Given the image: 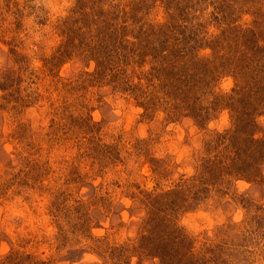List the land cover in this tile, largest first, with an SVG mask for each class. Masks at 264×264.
<instances>
[{
  "label": "rangeland",
  "instance_id": "rangeland-1",
  "mask_svg": "<svg viewBox=\"0 0 264 264\" xmlns=\"http://www.w3.org/2000/svg\"><path fill=\"white\" fill-rule=\"evenodd\" d=\"M258 97L262 139L264 0H0V264H264V158L203 167Z\"/></svg>",
  "mask_w": 264,
  "mask_h": 264
},
{
  "label": "trees",
  "instance_id": "trees-1",
  "mask_svg": "<svg viewBox=\"0 0 264 264\" xmlns=\"http://www.w3.org/2000/svg\"><path fill=\"white\" fill-rule=\"evenodd\" d=\"M254 48V47H253ZM260 47L256 46L254 48L255 53L259 52ZM165 58V57H164ZM245 62L247 63V69L253 67V71L256 72L254 81L257 82L256 86V94H259V91H262V89L259 86V72L254 70L257 67V63L254 62V60L250 55L245 54L244 56ZM243 70V69H242ZM241 74V73H240ZM243 76V75H242ZM244 77V76H243ZM247 80V77H244ZM251 86H253L251 83L247 81L246 85L243 87V93L245 94L248 90H250ZM239 91L241 87L238 88ZM238 93H236L237 95ZM240 94V93H239ZM225 97L232 102H236V97L233 94L226 95L223 97V100H226ZM260 98L258 97V100H252L251 103L246 102L243 107L236 105L234 107L235 112V123L234 127L230 130H228L225 134L218 135V137L223 140L222 143H217L216 145L219 146L220 144H223L224 148L219 151L218 155L210 159V163H208L206 166L203 165V167H211V174L214 175H224L229 174L230 171L233 173H237L240 176H244L247 174H251L252 176H255L254 169L258 167V160H261L264 158V154H262L261 145H264V138H256V133L252 132V129L248 130V127L252 126H258L256 124L255 120H251L253 118L252 108L251 106L255 104H261L259 102ZM264 104V103H263ZM251 109V110H250ZM245 127L247 128V132L245 131ZM244 130V131H242ZM225 141V142H224ZM215 143V141L213 140ZM216 145L212 147L211 149L216 148ZM260 149V150H259ZM221 153H227V156H224ZM206 171V169H205ZM244 172H248L245 174ZM201 180H199L200 182ZM203 183V182H202ZM205 184V183H203ZM176 191H169L164 194H156L153 195V193H148L147 200L148 203V217L146 220H142L141 223L143 229L148 226V222L154 221L153 223H150L152 229H148L149 231H146L145 235L143 237H151V238H158V246L157 248H162L166 250L167 243L168 246V253L174 252V254H178V249L181 250L182 247V241H179L180 238L176 237V232L181 230V227H179L176 224L177 220H173L172 215L168 213V211L163 209L165 208L164 199H168L171 195L178 196V200L180 195L176 194ZM184 197H187L183 195ZM172 200H175L174 198ZM176 201V200H175ZM174 208H177V201L176 204H174ZM149 232V233H148ZM142 237V236H141ZM168 237V239H166ZM167 240V241H166ZM167 242V243H166ZM155 244V243H153ZM153 248L154 245H152ZM193 253H190V255ZM174 256V255H173Z\"/></svg>",
  "mask_w": 264,
  "mask_h": 264
}]
</instances>
